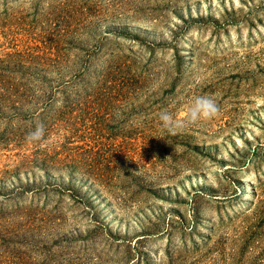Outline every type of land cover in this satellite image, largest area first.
Listing matches in <instances>:
<instances>
[{
    "label": "rangeland",
    "instance_id": "1",
    "mask_svg": "<svg viewBox=\"0 0 264 264\" xmlns=\"http://www.w3.org/2000/svg\"><path fill=\"white\" fill-rule=\"evenodd\" d=\"M0 264H264V0H0Z\"/></svg>",
    "mask_w": 264,
    "mask_h": 264
},
{
    "label": "clouds",
    "instance_id": "2",
    "mask_svg": "<svg viewBox=\"0 0 264 264\" xmlns=\"http://www.w3.org/2000/svg\"><path fill=\"white\" fill-rule=\"evenodd\" d=\"M219 111V105L213 98L208 96H199L195 98L193 104L191 105L187 114V120L189 123H196L200 120H210L216 117ZM158 116L164 128H171L175 123L173 116L167 111L160 112ZM44 132L45 128L43 123H39L37 124L35 130L28 132L26 140L37 141L43 137Z\"/></svg>",
    "mask_w": 264,
    "mask_h": 264
},
{
    "label": "trees",
    "instance_id": "3",
    "mask_svg": "<svg viewBox=\"0 0 264 264\" xmlns=\"http://www.w3.org/2000/svg\"><path fill=\"white\" fill-rule=\"evenodd\" d=\"M42 94H43V96H44V99H47V100H49V101H51V100H53L54 99V96H53V93H51V92H46V90L45 91H42ZM41 95V94H40ZM42 103H43V101H42ZM42 119H44V118H42ZM28 130V129H27ZM27 130H20V131H17V132H15V135L16 136H18V139H26V134H24ZM34 130H35V128H34ZM28 132H30V130L28 131ZM28 134V133H27ZM36 153H38V154H36L35 155V158L34 159H31V160H34V161H37V162H39V163H41V164H45L44 162H45V160H47L48 158H49V156H47L46 155V153H40V152H36ZM49 160V159H48ZM60 160V159H59ZM59 160H58V157H52L51 159H50V163L51 164H56L57 162H59ZM42 166V168L41 169H46V167H45V165H41ZM72 171L70 170V173H71Z\"/></svg>",
    "mask_w": 264,
    "mask_h": 264
}]
</instances>
